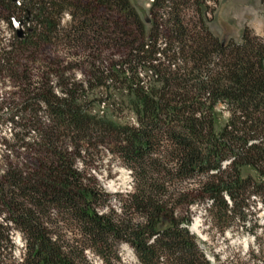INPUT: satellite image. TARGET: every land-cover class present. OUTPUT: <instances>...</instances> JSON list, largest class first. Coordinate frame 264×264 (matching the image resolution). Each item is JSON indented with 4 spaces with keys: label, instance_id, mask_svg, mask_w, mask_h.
I'll list each match as a JSON object with an SVG mask.
<instances>
[{
    "label": "trees",
    "instance_id": "1",
    "mask_svg": "<svg viewBox=\"0 0 264 264\" xmlns=\"http://www.w3.org/2000/svg\"><path fill=\"white\" fill-rule=\"evenodd\" d=\"M216 1L151 0L147 32L128 0L27 1L25 21L31 16L35 26L17 38L23 50L104 40L125 53L120 66L91 75L100 85L126 86L135 126L86 115L73 84L58 87L61 97L49 88L30 93L29 119L38 125L42 107L50 126L40 136L38 168L0 179V264H89L86 251L101 264H120V244L138 264H209L182 215L205 200L215 230L235 222L244 230L250 199L264 205V39L244 30L238 43L218 41L206 17ZM24 3L0 0V8ZM65 13L76 21L66 32L59 28ZM1 62L11 69L9 57ZM147 74L143 84L139 77ZM99 148L132 176L131 193L114 197L119 215L86 173ZM76 161L85 169L77 170ZM189 182L194 190L181 189ZM102 207L105 215L97 212ZM12 231L22 241L19 262Z\"/></svg>",
    "mask_w": 264,
    "mask_h": 264
},
{
    "label": "rangeland",
    "instance_id": "2",
    "mask_svg": "<svg viewBox=\"0 0 264 264\" xmlns=\"http://www.w3.org/2000/svg\"><path fill=\"white\" fill-rule=\"evenodd\" d=\"M27 1L29 0H25L21 8L13 7L11 10L0 8L1 181L14 171L32 173L38 168V161L43 160L38 146L41 142L40 136L48 130L50 122L42 107L36 115L38 125L29 119L35 109L30 108L27 103L30 93L34 90H38L40 94L43 91L47 92L49 88L53 95L61 97L58 87L73 84L80 87L78 104L82 106L86 115L96 118L106 117L119 125L135 126V119L126 97V86L120 82L114 85L100 82V85L95 79L100 73H107L113 65L120 66L125 53L110 47L104 40L100 44H71L59 40L49 45L36 44L31 49L23 50L12 30L11 19L22 21L23 32L34 28L35 24L31 16L27 17L28 22L25 21L24 8L28 6ZM128 2L147 32L151 19L149 15L151 0H128ZM208 8L210 14L206 17L210 22L207 27L218 41L226 43L231 40L238 43L244 30L264 39L263 11L259 0H217L214 4L208 3ZM95 15L106 18L109 25L114 21L110 15L107 17L102 9H96ZM187 17L193 16L189 13ZM75 24L76 21L65 13L59 28L66 32ZM163 35L162 32L161 36ZM7 57L12 63L10 70L1 62V59ZM93 70L98 73L95 77L91 75ZM148 77V74L142 75L139 79L143 84H149ZM217 111L223 120L226 119L227 113L223 108L218 107ZM11 119L13 123H10ZM92 154V158H89L92 163L90 167H86V173L95 179L100 190L110 198L109 209L119 215V204L114 197L123 198L131 193L133 188L131 173L106 149L99 148L97 153ZM89 160L87 161L90 162ZM75 166L77 170L85 169V165L79 161H76ZM194 188L192 182L181 187L188 191ZM208 209L209 201L205 200L197 206H191L187 209V214L182 215L189 219L187 231L196 239L198 248L209 264H264V205L257 199L251 198L244 230L235 222L223 233L218 232L211 225ZM97 212L105 215L107 210L102 207L98 208ZM193 225L196 226L195 232H191ZM10 241L15 248L13 256L19 262L22 253L21 237L17 232L12 231ZM116 252L120 264H138L128 245L120 244ZM85 256L89 264H101L91 252L86 251Z\"/></svg>",
    "mask_w": 264,
    "mask_h": 264
},
{
    "label": "water",
    "instance_id": "3",
    "mask_svg": "<svg viewBox=\"0 0 264 264\" xmlns=\"http://www.w3.org/2000/svg\"><path fill=\"white\" fill-rule=\"evenodd\" d=\"M19 1H23V0H12V2L14 3H18ZM22 23H18L15 21H12V30L15 32V35L18 39H21L23 37V31L21 29Z\"/></svg>",
    "mask_w": 264,
    "mask_h": 264
},
{
    "label": "bare ground",
    "instance_id": "4",
    "mask_svg": "<svg viewBox=\"0 0 264 264\" xmlns=\"http://www.w3.org/2000/svg\"><path fill=\"white\" fill-rule=\"evenodd\" d=\"M196 231V226L193 225L192 228H191V232H195Z\"/></svg>",
    "mask_w": 264,
    "mask_h": 264
}]
</instances>
